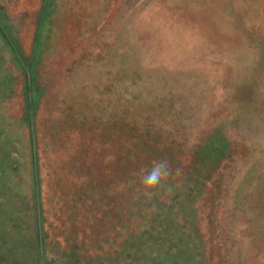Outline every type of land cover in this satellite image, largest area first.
Returning <instances> with one entry per match:
<instances>
[{
    "label": "rangeland",
    "instance_id": "rangeland-1",
    "mask_svg": "<svg viewBox=\"0 0 264 264\" xmlns=\"http://www.w3.org/2000/svg\"><path fill=\"white\" fill-rule=\"evenodd\" d=\"M0 25L31 72L29 101L0 32V264H264V0H0ZM150 143L190 197L139 194ZM162 206L180 228L140 254Z\"/></svg>",
    "mask_w": 264,
    "mask_h": 264
},
{
    "label": "trees",
    "instance_id": "trees-1",
    "mask_svg": "<svg viewBox=\"0 0 264 264\" xmlns=\"http://www.w3.org/2000/svg\"><path fill=\"white\" fill-rule=\"evenodd\" d=\"M0 32H1V36H2L3 40L6 43V46L10 49L11 54L13 55V58L15 59L16 65L21 70H24L25 73H26V76H27V87H28V98H29V101H30L31 100L30 93H29V88H30V82L29 81H30V76H31L30 69L27 68L24 65L22 59L18 55V51L16 50L15 46L13 45V43L10 41V39L7 37V35L3 31V29L1 28V25H0ZM32 119H33V111H32V109L30 107L29 108V114H28V119L27 120H28V124L31 127H33L32 126V122H33ZM154 143H150L147 146H142L143 144H141V146H139L140 148L138 149V152H141V153H138V155H137L138 161H139V159L142 158L143 160L142 159L141 160L143 161V164L145 162V163H148V165H149L152 161L158 160L159 158L160 159L171 158V154H170L169 150H166L165 149L166 151L163 150V152H160V150L158 148H156V146H154ZM213 156L217 157V155H214V154H213ZM213 156L212 157L207 156L206 159L204 160V162L203 161L201 162L202 164L199 163V167H194L193 166V169H194V171H196V174L197 175L203 174V169H201L202 166L206 165V167H207V165L211 164L210 160L213 159ZM170 165H171V167H173L172 166V163ZM34 168H35V166H34ZM140 173H141V171H139V173H137V175H136L137 178H138L137 184H138V189H139L138 192H139V194H140V187H141L140 186V176H139ZM206 173H207V171H206ZM186 179L187 180L185 181L184 185H186L189 190L186 191V188L187 187L184 188V190L183 189H179L177 187H174V188L172 187V188H170L171 189L170 190L169 188L167 189L164 185H162L159 188V190L157 191V194L155 195V197H157V195L159 193L163 192V191L171 194V196H175V197H178V198H184L185 199V196L186 197H190L191 196V189H192V186H194V185L191 186V184L189 183L190 180H191L190 176L187 177ZM194 179H195V181L198 184L200 183V180H201L200 178H194ZM34 183H35V185H37V183H38L37 177L35 178V182ZM35 192H36V198H38L39 197L38 196V193H37V191H35ZM37 201H39V200L37 199ZM179 201H183V200L182 199H179ZM37 204L39 205V203H37ZM144 213L147 216L148 214H150V210H148V209L146 210L145 209L144 210ZM152 213L153 214L151 215L150 218H149V216L146 219L143 218V219L146 220V221H144L143 229L138 228L139 229L138 230L139 231L138 232L139 233V236H138V242L137 243L140 244V246H142L144 243H146V240L147 241H153L156 244V242H159V240L162 239L161 237H163L165 239V236H163V233H164V235H166V234L168 235L171 232H173V230H174V233H175L180 228L179 227V224L176 223L175 222L176 220H174V218L172 217V211L170 210L169 206L159 207L156 210H154V212H152ZM151 220H154L155 223H153ZM157 224H160V227H163V228H158L157 227ZM168 236H167V238H169ZM164 239L162 241H164ZM187 239H189V238H187ZM165 241L168 243V245H173L174 244V243L170 242L169 240H165ZM153 242H152V244H154ZM140 246H139V248H141V249L139 250V253L141 254L142 249L146 245L145 246H142V247H140ZM179 246H181V245H179ZM180 250L183 253L185 252L184 251V248H182V246H181V249ZM143 253L146 256L148 255L147 252H143ZM179 257H180V254H179V256H176V258L173 259V261H172L171 264H181V262L182 263H185L186 260L184 261L183 260L184 258L182 256L181 257L183 259L180 258V260H179Z\"/></svg>",
    "mask_w": 264,
    "mask_h": 264
},
{
    "label": "clouds",
    "instance_id": "clouds-1",
    "mask_svg": "<svg viewBox=\"0 0 264 264\" xmlns=\"http://www.w3.org/2000/svg\"><path fill=\"white\" fill-rule=\"evenodd\" d=\"M172 174L173 169L166 158L152 161L150 170L139 174L140 195L151 200Z\"/></svg>",
    "mask_w": 264,
    "mask_h": 264
},
{
    "label": "flooded vegetation",
    "instance_id": "flooded-vegetation-1",
    "mask_svg": "<svg viewBox=\"0 0 264 264\" xmlns=\"http://www.w3.org/2000/svg\"><path fill=\"white\" fill-rule=\"evenodd\" d=\"M40 246H41V245L39 244L38 247L41 248ZM38 253H39V255H40V258L37 259V260H38V264H42L41 250H40V251L38 250Z\"/></svg>",
    "mask_w": 264,
    "mask_h": 264
}]
</instances>
